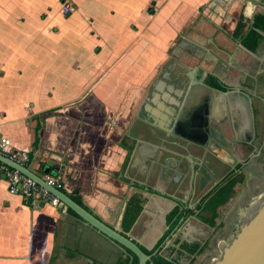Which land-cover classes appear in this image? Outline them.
<instances>
[{
    "label": "crops",
    "instance_id": "crops-1",
    "mask_svg": "<svg viewBox=\"0 0 264 264\" xmlns=\"http://www.w3.org/2000/svg\"><path fill=\"white\" fill-rule=\"evenodd\" d=\"M69 1L71 15L61 0H0V140L143 250L159 241L168 260L197 264L226 216L264 194L258 107L240 157L248 113L223 93V82L251 89L263 0ZM192 51L203 58L187 61ZM130 252L63 202L27 204L0 178V264H117Z\"/></svg>",
    "mask_w": 264,
    "mask_h": 264
},
{
    "label": "water",
    "instance_id": "water-1",
    "mask_svg": "<svg viewBox=\"0 0 264 264\" xmlns=\"http://www.w3.org/2000/svg\"><path fill=\"white\" fill-rule=\"evenodd\" d=\"M255 45L256 47L254 48L251 62L250 83L253 82V79L257 75L256 73L264 67V0L262 4ZM223 50H225V48ZM192 52L194 53L193 56L188 58L187 61L192 62L193 60L203 58L198 51ZM256 62H259L258 68L257 66H255ZM256 70L257 72L254 73ZM190 74L192 75V73ZM262 75V82H264V74ZM191 82L192 78L189 75L177 78V86L184 87L189 85ZM223 83L226 88L223 93H226L230 98L231 105L233 107H236L241 104L243 105L245 111L248 113V122L251 128V137L250 139L245 138V140H242L243 145L248 147L249 145H251V140L255 136V114L252 94L256 103L261 99L264 101V83L258 87V93L256 91L257 87H255L253 83L251 84L252 90L245 87L241 88V85L238 84H230L228 82ZM262 104L263 103L260 102L258 103V110L264 126V108L262 107ZM0 161L15 169L20 170L23 174L31 177L32 179L37 181V183L47 188L61 202H63L68 208L74 210L85 221L96 227L99 231L110 237L112 240L122 245L124 248V252H127V250H131L133 253H135L139 257L140 264H147V262L152 258V255H155L159 252L157 249L158 247H156L159 241L156 242L157 244L155 243L152 246H145L146 248L145 250H143L136 242L131 240L130 237H125L115 229L104 224L92 213L83 208L79 203L74 201L64 191L50 186L44 178L32 172L25 165H21L1 154ZM176 203L179 206L176 211L178 213L176 220L177 222H179L182 218V215H184L185 207L178 202ZM164 239V235L161 236V243L162 241H164ZM150 251H154V253L152 255H149L147 252ZM212 264H264V194L258 197H254L253 200L249 203L248 207L242 212L238 228L234 230L233 236L230 238L228 243L223 246V250L214 259Z\"/></svg>",
    "mask_w": 264,
    "mask_h": 264
},
{
    "label": "built area",
    "instance_id": "built-area-1",
    "mask_svg": "<svg viewBox=\"0 0 264 264\" xmlns=\"http://www.w3.org/2000/svg\"><path fill=\"white\" fill-rule=\"evenodd\" d=\"M61 11L64 15H71L76 11V5L69 1L61 2ZM0 154L24 165L25 158L20 153L15 151L10 144L9 139L2 138L0 140ZM0 178L3 179L8 186L11 194L21 197L27 204H37L38 199L50 202H60V200L52 194L47 188L43 187L31 177L23 174L20 170L15 169L0 161ZM45 181L57 189H61L63 184L61 180L53 176L47 175Z\"/></svg>",
    "mask_w": 264,
    "mask_h": 264
},
{
    "label": "rangeland",
    "instance_id": "rangeland-1",
    "mask_svg": "<svg viewBox=\"0 0 264 264\" xmlns=\"http://www.w3.org/2000/svg\"><path fill=\"white\" fill-rule=\"evenodd\" d=\"M61 2H63V0H61ZM258 196H260V194L256 195L255 197H258ZM226 215H227V212H226ZM240 220L241 219L239 215L238 214L236 215V213H232L230 217L228 216V218L226 216L225 218L226 227L218 230V232L212 237L211 247H209L207 250H205L202 254L199 255L200 260L198 261L197 264H212L213 263L214 259L223 250V246H225L230 240V238L233 236L234 230L238 228Z\"/></svg>",
    "mask_w": 264,
    "mask_h": 264
},
{
    "label": "trees",
    "instance_id": "trees-1",
    "mask_svg": "<svg viewBox=\"0 0 264 264\" xmlns=\"http://www.w3.org/2000/svg\"><path fill=\"white\" fill-rule=\"evenodd\" d=\"M255 47H256V45L254 46V48H255ZM238 180H239V178L235 177L234 179H232V180L229 182V184H228L225 188H227V189H229V190L231 189L230 192H232V186H233ZM61 190H62V191H65V190L63 189V187L61 188ZM226 198L228 199V197H224V196L220 195V193H218L217 195H215V196L212 197L211 199H219V201H220L221 203H224V202H226V200H227ZM73 199H74L76 202H78V203L81 204L80 199H78L77 197L73 196ZM220 202H214L213 200H211V201L208 203V205H207L208 210H209L212 214L216 215V214L218 213V211H217V210H218V206L221 204ZM69 210H70L72 213H75V214H76V212L73 211L72 209L69 208ZM206 246H207V245H206ZM206 246H205V247H206ZM205 247H203V249L199 252V254H201V253L204 251ZM147 253H148L149 255H152V254L154 253V251H150V252H147ZM193 263H194V261L191 262V264H193ZM117 264H140V260H139V257H138L135 253H133V252L131 251L130 254H129L128 256H125V257L121 258V260H119V261L117 262ZM147 264H176V263H174V262L168 260L167 258H165L164 256H162V255L156 253L155 255H152V258L147 262Z\"/></svg>",
    "mask_w": 264,
    "mask_h": 264
},
{
    "label": "flooded vegetation",
    "instance_id": "flooded-vegetation-1",
    "mask_svg": "<svg viewBox=\"0 0 264 264\" xmlns=\"http://www.w3.org/2000/svg\"><path fill=\"white\" fill-rule=\"evenodd\" d=\"M258 64H259V62H256V64H255V66H257V68H258ZM260 66H262V65H260ZM259 68H260V67H259ZM256 72H257V70H256L254 73H256ZM256 74H257V75L255 76V78L253 79V82H251V84L253 83V85H254L255 87H257L256 91H257V93H258V87L264 83V82H262V78H263V75H262V74H264V67H263V69L261 68V70H260L259 72H257ZM254 83H255V84H254ZM253 88H254V87H253ZM258 99H260V98H258ZM259 102L264 104V101H263L262 99H261V100H258V102L255 103V105H254L255 113H256V106L258 107V103H259ZM263 104H262V107L264 108ZM257 132H258V128H257ZM246 135H247V138L250 139V137H251V131L249 130L248 133H247ZM231 146H232V145H231ZM241 148H242L241 151L236 150L235 152L237 153L238 156H240V157H244L247 153H249V152L251 151L252 146L249 145V146L247 147V146L242 145ZM230 173H231V172H227L226 174H230ZM231 174H232V173H231ZM192 247H193V246H192ZM194 247H195V249H198V248H199L198 245H196V246H194ZM194 247H193V248H194Z\"/></svg>",
    "mask_w": 264,
    "mask_h": 264
}]
</instances>
